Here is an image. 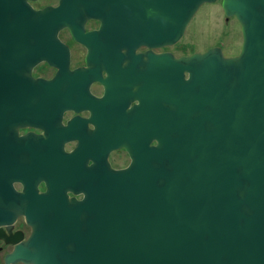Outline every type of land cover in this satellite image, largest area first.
<instances>
[{
    "label": "water",
    "instance_id": "95a60500",
    "mask_svg": "<svg viewBox=\"0 0 264 264\" xmlns=\"http://www.w3.org/2000/svg\"><path fill=\"white\" fill-rule=\"evenodd\" d=\"M215 1L177 0L175 39L202 4ZM75 4L63 0V23L72 25ZM98 4L82 0L83 18L102 12ZM223 6L242 27L241 51L225 56L214 46L192 57L206 62V154L164 148L157 172L114 184L93 217L86 216L88 201L77 211L78 203L55 186L42 193L38 184H24L17 191L6 184L10 173H0V239L13 245L5 264H264V0H224ZM47 12L28 0H0V134L28 92L25 86L44 84L31 70L43 57ZM63 204L72 210L56 209ZM57 214L71 217L69 227ZM20 216L31 235L6 236L4 227L11 229ZM97 216L109 226L79 227Z\"/></svg>",
    "mask_w": 264,
    "mask_h": 264
},
{
    "label": "flooded vegetation",
    "instance_id": "af4514ba",
    "mask_svg": "<svg viewBox=\"0 0 264 264\" xmlns=\"http://www.w3.org/2000/svg\"><path fill=\"white\" fill-rule=\"evenodd\" d=\"M94 1L102 12L83 18L82 0H77L68 25L62 21L63 0H28L36 10L48 9L40 30L43 57L31 70L33 80L44 84L25 86L28 92L0 134V173L9 172L11 178L6 184L17 191L38 184L42 193L55 186L67 201L78 203L77 211L88 201V217L109 198L114 184L157 172L164 148L206 154V62L192 57L209 48L184 42L204 7L218 5L216 12L223 11L226 23L235 20L243 43L242 27L226 14L224 0L202 4L180 40L173 35L177 0H126L120 7L116 0ZM194 35L196 43L209 42L206 29ZM60 208L72 210L64 204ZM62 215L55 218L69 227L71 217ZM101 224L109 226L97 216L79 227ZM3 230L11 237L22 232L27 239L33 228L20 216ZM9 247L0 239V252Z\"/></svg>",
    "mask_w": 264,
    "mask_h": 264
},
{
    "label": "rangeland",
    "instance_id": "374dc122",
    "mask_svg": "<svg viewBox=\"0 0 264 264\" xmlns=\"http://www.w3.org/2000/svg\"><path fill=\"white\" fill-rule=\"evenodd\" d=\"M218 9V5L212 4L204 7L191 24L184 42L189 43L192 41L194 47L200 49H207L220 45L226 55H237L241 51L242 47V37L239 25L235 20H232L230 23H226L223 11L220 10V12H216ZM199 28L200 30L206 29L209 31L210 37L208 39V43H196L192 40L195 36L194 32ZM7 250L0 252V264H5L4 256L10 251V247Z\"/></svg>",
    "mask_w": 264,
    "mask_h": 264
}]
</instances>
